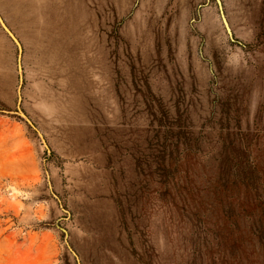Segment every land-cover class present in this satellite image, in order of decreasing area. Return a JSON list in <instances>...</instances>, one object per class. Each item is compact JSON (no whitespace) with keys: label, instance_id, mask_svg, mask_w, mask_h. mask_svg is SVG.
Returning a JSON list of instances; mask_svg holds the SVG:
<instances>
[{"label":"rangeland","instance_id":"rangeland-1","mask_svg":"<svg viewBox=\"0 0 264 264\" xmlns=\"http://www.w3.org/2000/svg\"><path fill=\"white\" fill-rule=\"evenodd\" d=\"M220 2L0 0V264H264V0Z\"/></svg>","mask_w":264,"mask_h":264},{"label":"water","instance_id":"water-1","mask_svg":"<svg viewBox=\"0 0 264 264\" xmlns=\"http://www.w3.org/2000/svg\"><path fill=\"white\" fill-rule=\"evenodd\" d=\"M216 2H217V5L219 7V10H220L222 21H223V23H224V25H225V27L227 29L228 34L231 36V30H230V28L228 26V23L226 21V18L224 16V14H223L222 7H221V2H220V0H216ZM0 25L3 28V30L8 34V36L11 38V40L16 44L18 49L20 50V43H19L18 39L13 34V32L7 27V25L4 23L3 19L1 18V16H0ZM19 69H20V66H19ZM20 79H21V77H20ZM18 113L25 117V119L28 122V124L35 130V132H37L39 134L40 138L43 140V137H42L41 133L34 127L32 122L24 115V113L20 109H18ZM48 185H49V188H50V183L49 182H48Z\"/></svg>","mask_w":264,"mask_h":264}]
</instances>
